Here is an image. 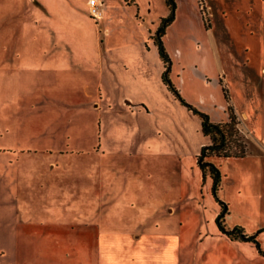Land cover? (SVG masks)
<instances>
[{
	"label": "rangeland",
	"instance_id": "obj_1",
	"mask_svg": "<svg viewBox=\"0 0 264 264\" xmlns=\"http://www.w3.org/2000/svg\"><path fill=\"white\" fill-rule=\"evenodd\" d=\"M88 1L0 0V264H150L161 256L189 264L242 253L217 224L223 207L209 174L201 178L199 136L185 117L177 118L186 144L160 156L137 154L126 132L116 152H102L98 55L145 37L169 10L164 0H113L107 24L116 39ZM231 2L242 25L246 8L240 15ZM247 41L235 31L237 55ZM237 116L249 152L210 159L221 173L222 223L248 233L264 227V152ZM114 120L125 130L139 123L121 112Z\"/></svg>",
	"mask_w": 264,
	"mask_h": 264
},
{
	"label": "crops",
	"instance_id": "obj_2",
	"mask_svg": "<svg viewBox=\"0 0 264 264\" xmlns=\"http://www.w3.org/2000/svg\"><path fill=\"white\" fill-rule=\"evenodd\" d=\"M100 1L102 14L96 20L101 19L107 26L106 36L115 34L119 39V33L112 32L107 24L112 18L114 2ZM126 2L122 1L123 5ZM231 3V0H175L174 18L162 35L171 58L169 76L187 101L207 112L215 121L227 119V106L231 103L236 114L243 117V127L258 146L255 152L260 154L264 152V0H235L236 13L241 15L246 8L245 17H242L243 13L241 15L242 25H236L238 17L231 15ZM203 9L207 12V21ZM167 14L159 15L154 27L147 28L145 37L117 42L98 55L101 78L96 85L99 97L96 105L101 110L98 127L103 153L116 152L117 142L125 132L123 140L133 136L131 148L143 156H160L176 145H185V127L178 116L185 117L188 131L199 136L195 156L201 145L209 141L201 131L199 116L182 104L162 80L163 61L150 35ZM235 31L248 39L241 45L240 55L232 47ZM120 112L131 118L137 117L139 123L130 121L125 130L123 123L114 120ZM195 163L198 167L196 159ZM199 172L201 174L200 169ZM165 211L174 212V205L169 204ZM250 230L248 233L254 231ZM260 236L259 233L257 238L264 250ZM228 240L242 253L195 257L186 262L264 264V254L252 241ZM150 259V264L184 261L178 256ZM155 259L157 261H153Z\"/></svg>",
	"mask_w": 264,
	"mask_h": 264
},
{
	"label": "trees",
	"instance_id": "obj_3",
	"mask_svg": "<svg viewBox=\"0 0 264 264\" xmlns=\"http://www.w3.org/2000/svg\"><path fill=\"white\" fill-rule=\"evenodd\" d=\"M169 12L166 16L162 17L156 30L150 35L153 42L156 44L159 56L163 61L162 80L173 93V95L193 113L197 114L200 118L201 131L204 135L209 137V141L201 145L199 152L196 154V161L199 169L201 170V178L204 180L206 173L211 177V191L217 200L222 204V209L218 212L216 217L217 224L222 232L226 233L233 239H240L245 241H252L259 252L264 254V250L260 248V244L257 238L259 231L264 229L258 228L252 233H247L240 226H234L233 228H225L222 223L221 217L227 210L226 204L220 200L216 195V190L220 181L221 173L219 167L210 159L211 156L222 157H242L245 156L250 149V145L245 138L239 127V118L231 103L227 106L228 117L225 120L215 121L210 118L209 114L192 103L187 101L179 91L178 87L173 83L169 76L171 67V58L166 50L162 35L165 32V27L173 20L175 10V0H165ZM225 96L228 99L229 95L225 89Z\"/></svg>",
	"mask_w": 264,
	"mask_h": 264
},
{
	"label": "built area",
	"instance_id": "obj_4",
	"mask_svg": "<svg viewBox=\"0 0 264 264\" xmlns=\"http://www.w3.org/2000/svg\"><path fill=\"white\" fill-rule=\"evenodd\" d=\"M88 6H89L90 14L95 19H98L101 16V14H102L101 1L100 0H89L88 1ZM203 12L205 14V21H207L208 20L207 12L204 11V9H203Z\"/></svg>",
	"mask_w": 264,
	"mask_h": 264
}]
</instances>
